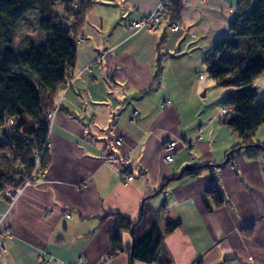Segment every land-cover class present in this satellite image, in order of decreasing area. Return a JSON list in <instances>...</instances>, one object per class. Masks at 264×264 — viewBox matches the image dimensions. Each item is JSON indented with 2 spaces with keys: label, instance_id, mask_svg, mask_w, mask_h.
I'll return each instance as SVG.
<instances>
[{
  "label": "crops",
  "instance_id": "crops-1",
  "mask_svg": "<svg viewBox=\"0 0 264 264\" xmlns=\"http://www.w3.org/2000/svg\"><path fill=\"white\" fill-rule=\"evenodd\" d=\"M170 1L182 4L179 33L129 30L162 0L94 1L73 83L56 100L47 174L15 205L0 202L8 231L0 264H76L80 257L85 264H142L129 257L130 232L121 233L122 254L106 260L116 228L108 216L137 221L143 207L165 204L160 256L172 264H264V152H233L244 141L221 122L220 109L234 89L199 79L208 53L231 38L239 0ZM170 142L178 147L169 165ZM252 142L264 147V125ZM127 177L134 180L124 184ZM214 183L221 207L205 196ZM170 223L180 227L167 235Z\"/></svg>",
  "mask_w": 264,
  "mask_h": 264
},
{
  "label": "trees",
  "instance_id": "trees-1",
  "mask_svg": "<svg viewBox=\"0 0 264 264\" xmlns=\"http://www.w3.org/2000/svg\"><path fill=\"white\" fill-rule=\"evenodd\" d=\"M95 0H0V128L11 120V129L0 132V191L30 175L35 169L34 158L44 153L50 129L45 114L56 107L59 93L73 77L77 62L78 39L86 24ZM168 2L167 19L179 20L181 2ZM66 5L63 15H53L58 5ZM39 10L38 28L47 39L38 46L19 53L14 42L21 22ZM237 17L230 26L231 38L221 40L208 53L205 66L208 76L219 88H233L224 106L234 115L222 123L231 128L244 144L235 149L254 146L259 152L264 147L253 144L252 137L264 125V101L260 102L255 84L264 77V0H239ZM22 69V73L17 72ZM29 72L37 76L29 74ZM49 152L44 153L43 167ZM207 167L193 168L185 175H200ZM168 181L166 182V184ZM217 207L224 205L216 184L206 191ZM167 205L160 210L143 207L142 216L132 221L119 214L116 228L110 233V253L123 249L122 232H130L134 245L128 250L132 262L142 264H172L160 251L165 235L159 221ZM180 223L167 224L169 235Z\"/></svg>",
  "mask_w": 264,
  "mask_h": 264
},
{
  "label": "built area",
  "instance_id": "built-area-1",
  "mask_svg": "<svg viewBox=\"0 0 264 264\" xmlns=\"http://www.w3.org/2000/svg\"><path fill=\"white\" fill-rule=\"evenodd\" d=\"M168 0H162L161 6L157 9L155 13L152 15H149L147 17H144L140 19L139 21H131L128 24V28L130 31L134 33H139L142 31H147L150 33H158L160 30L166 26L171 29L173 33H179L181 31L180 25H178L175 22H171L167 19L166 10L168 7ZM84 36H80L78 39L79 44H83L85 42ZM205 78V75L202 73L199 75V79L203 80ZM74 78L68 79L67 85L61 90V92L64 94L72 85ZM171 104L170 102L167 103V105ZM59 112V106H56L52 111H49L45 114L46 122L51 130L55 121V118ZM234 115V110L232 108L223 106L220 109V116L222 118L221 122L223 120L229 119L231 116ZM133 120H138V112H133ZM14 125V120H11L6 127H1L0 132L5 131V129H11V127ZM200 139H202L204 136L202 133L199 135ZM118 145H121V141H117ZM178 147L177 142H170L164 147V155H165V162L167 164H173L175 161L176 156V149ZM52 149V142L50 139V135L48 140L46 141V145L44 147V153L50 152ZM44 153L42 155H36L34 158L35 161V169L30 175H25L21 177L18 180L11 179L12 183L8 186H6L3 190L0 191V202H7L9 205H15L17 201L20 199V197L23 195L25 190L33 186L37 183H39L40 179L42 177H45L47 174V171L45 167L42 165V161L44 159ZM134 180L133 177H127L126 179H123L124 184L131 183ZM70 218V217H68ZM8 234V231L2 228V225L0 224V252H6L5 244H4V237ZM122 254L121 250H115L112 253H108L106 255V260L114 259L115 257H118ZM49 262L45 258H40L37 262V264H48ZM76 264H85V258L80 257L77 260Z\"/></svg>",
  "mask_w": 264,
  "mask_h": 264
},
{
  "label": "rangeland",
  "instance_id": "rangeland-1",
  "mask_svg": "<svg viewBox=\"0 0 264 264\" xmlns=\"http://www.w3.org/2000/svg\"><path fill=\"white\" fill-rule=\"evenodd\" d=\"M65 8H67L66 5H58L53 11L52 14L53 15H63L64 14V10ZM40 14H39V10H35L33 12H31L27 18L21 22V24L19 25V28L16 32L15 35V46L18 50L19 53H24L26 52L31 46V44H33V46H38L40 44H42L43 42L46 41L47 36L45 33L41 32L38 28V18H39ZM17 72L22 73V69H19ZM205 76H206V84L212 85V83H214V81L208 76L207 74V70H205ZM30 75H32L29 72ZM33 77H35V81H38L37 76L32 75ZM259 84L258 86L260 87V91H259V101L263 102L264 101V77H261L259 80ZM160 210V209H159ZM164 226V223L162 221L161 225L159 226L160 230H162Z\"/></svg>",
  "mask_w": 264,
  "mask_h": 264
},
{
  "label": "water",
  "instance_id": "water-1",
  "mask_svg": "<svg viewBox=\"0 0 264 264\" xmlns=\"http://www.w3.org/2000/svg\"><path fill=\"white\" fill-rule=\"evenodd\" d=\"M189 170H190V168L186 169L185 171H189Z\"/></svg>",
  "mask_w": 264,
  "mask_h": 264
}]
</instances>
